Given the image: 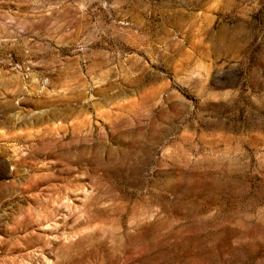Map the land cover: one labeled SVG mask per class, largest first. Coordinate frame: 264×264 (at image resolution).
I'll use <instances>...</instances> for the list:
<instances>
[{
    "label": "rangeland",
    "instance_id": "1",
    "mask_svg": "<svg viewBox=\"0 0 264 264\" xmlns=\"http://www.w3.org/2000/svg\"><path fill=\"white\" fill-rule=\"evenodd\" d=\"M0 264H264V0H0Z\"/></svg>",
    "mask_w": 264,
    "mask_h": 264
}]
</instances>
